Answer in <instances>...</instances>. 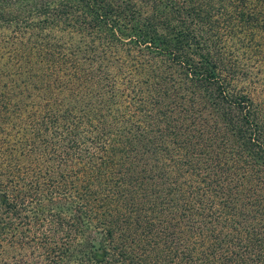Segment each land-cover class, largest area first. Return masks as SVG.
Here are the masks:
<instances>
[{
	"label": "trees",
	"instance_id": "16d2710c",
	"mask_svg": "<svg viewBox=\"0 0 264 264\" xmlns=\"http://www.w3.org/2000/svg\"><path fill=\"white\" fill-rule=\"evenodd\" d=\"M261 66L264 0H0V264H264Z\"/></svg>",
	"mask_w": 264,
	"mask_h": 264
},
{
	"label": "rangeland",
	"instance_id": "374dc122",
	"mask_svg": "<svg viewBox=\"0 0 264 264\" xmlns=\"http://www.w3.org/2000/svg\"><path fill=\"white\" fill-rule=\"evenodd\" d=\"M170 71H171L170 72L171 79H168V81L177 82L179 74L175 72L174 69H170ZM255 86L257 88V93L259 95L257 97V100L259 101V105L264 107V66L259 67V70L257 72V81L255 82ZM209 118L212 120V117L209 116ZM200 123L201 122H199V125L202 128H204ZM217 126L224 129L223 123H221L220 121H218ZM205 132L206 131H204V133ZM215 140L217 141V138ZM230 140H232V138L229 135L228 139H226V143L229 142ZM247 157L248 156L244 154V159L246 158L249 160V158ZM237 160L239 161V159ZM219 161L223 167L224 166L226 168L228 167L227 173L229 175V179L234 182L236 181L242 185V189H243V193L245 194V197H248L249 199H253L254 197L262 196L264 198V167L261 166V164L258 165L251 160L243 162V163L239 161L240 163L232 164L231 163L232 160L228 153V148H225L223 152L220 153ZM185 178L187 180V177ZM187 187L188 186H186V189ZM203 202L209 206V202L207 201H203Z\"/></svg>",
	"mask_w": 264,
	"mask_h": 264
}]
</instances>
